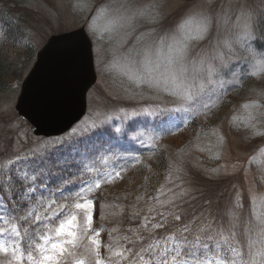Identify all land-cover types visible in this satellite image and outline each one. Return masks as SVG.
<instances>
[{
  "label": "rangeland",
  "instance_id": "rangeland-1",
  "mask_svg": "<svg viewBox=\"0 0 264 264\" xmlns=\"http://www.w3.org/2000/svg\"><path fill=\"white\" fill-rule=\"evenodd\" d=\"M0 5L9 12L12 22L21 21L27 36L19 45L15 36L5 40L0 27V44L5 48L7 45L11 56L20 59L18 78H12L10 85L0 90V162L27 157L23 162L26 170L42 172L36 182V195L40 194L38 190L46 191L45 197L57 188L56 184L49 188L52 179L72 181L60 182V188L68 192L91 181L98 173L82 171L84 164L106 173H111L113 167L123 168L119 177L101 183L87 198L95 205L94 229L102 222L116 234L113 239L133 236L129 230L139 229L138 235L147 239L134 250L152 237L162 239L173 231L171 224L175 222L171 217L168 228L152 229L151 235L140 226L147 217L151 229L152 224L162 222L158 213L167 214V206L162 207L153 198L164 201L181 190L188 193L176 202L185 212L183 222L198 218L197 225L211 223L228 235L232 228L245 252L249 236L257 241L253 253L262 247L258 233L264 226L257 216H264V74L242 75L235 84L222 86L220 76H213L209 83L207 68L211 64L224 72L219 59L222 55L231 68L250 73L254 59L245 51L249 44L257 58L264 57V40H260L262 33L258 31L264 17V0H0ZM210 12L212 25L203 38H198L196 21L182 31L178 28L188 17ZM242 12L251 15L253 33L245 49L236 43L243 23L236 18ZM81 26L92 38L98 74L88 92L87 112L61 135H37L16 109L22 82L51 35ZM226 43H231V50ZM170 45L185 46L176 67L183 66L182 79L192 86L196 110L191 115L174 111L178 101L169 95L172 85H166L161 75L168 65ZM146 58L152 68L159 65L151 74L160 80L159 86L138 84L126 74L133 70L148 79L144 71ZM222 78L232 79L227 72ZM202 101L210 103L211 109H202ZM144 109L153 114H145ZM133 112L141 114L132 116ZM184 119L186 125L181 124ZM178 124L180 127H176ZM162 155L166 167L159 174L157 158ZM101 157L108 162L101 161ZM69 171H73L72 177ZM6 179L0 175V183ZM237 193L241 207L236 206ZM26 210L17 215L23 216ZM229 211L235 213L234 219ZM0 227L11 229L13 223H0ZM196 234L194 227L193 239ZM208 234L211 229L204 233ZM11 239L8 231L0 236L9 247ZM207 243L214 247L212 242ZM0 261L15 264L10 253L0 255Z\"/></svg>",
  "mask_w": 264,
  "mask_h": 264
},
{
  "label": "snow or ice",
  "instance_id": "snow-or-ice-1",
  "mask_svg": "<svg viewBox=\"0 0 264 264\" xmlns=\"http://www.w3.org/2000/svg\"><path fill=\"white\" fill-rule=\"evenodd\" d=\"M236 19L243 21L240 24L241 31L237 35L236 43L245 49V44L253 39L251 15L242 12ZM193 21H196L198 25V38H203L211 28L212 14L210 12L209 15L188 17L178 25V28L182 31ZM261 22L264 23V19ZM225 46L229 50L232 49L231 43H226ZM184 50L185 46H169L168 65L161 75L166 85L168 83L172 85L169 95L178 101L174 111L191 115L196 110L193 106L192 86L186 84L182 79L185 71L183 66L176 67ZM245 51L254 59L250 73L231 68L221 55L219 57L221 68L232 79L224 80L222 78L224 72L209 64L207 68L209 83L213 82L211 79L213 76H220V84L223 86L235 84L242 75L259 77L264 74V57L257 58L255 50L250 44ZM171 53H175V56H172ZM151 64L152 62L146 58L144 71L148 74V79L133 70H129L126 74L130 80L138 84L149 83L151 86H159L160 80L151 77L152 72L158 70L159 65L154 69ZM202 93L203 84L200 85V94ZM200 107L210 110L212 105L202 101ZM144 113L153 114L147 109H144ZM140 114L133 112L131 115L138 116ZM181 124L186 125L187 119L181 120ZM176 127H180V124ZM116 131L120 132L121 130L117 128ZM100 159L104 163L108 162L106 157ZM26 160L27 157L17 156L0 162V175L7 177L4 182L0 183V223L4 225L13 223L11 229L0 227V236L8 231L12 237L10 247L0 240V255L10 253L15 264H25V261L27 264H213V261L215 264H264V227L258 233L262 247L253 253L252 249L257 241L252 240L249 236L247 252H245L241 241L237 239V233L232 228L229 229L231 235H228L225 234L223 228L214 229L211 223L206 226L197 225L198 218L183 222L185 212L179 209V204L176 203L179 200H184V197L188 195L183 190L173 193L169 199L164 201H160L159 197L153 198L162 207L167 206V214L158 213L162 222L152 224L151 229L148 228L150 221L147 217L140 226L151 235L152 229L168 228L170 226L169 217H171V221L175 222L171 224L173 231L165 234L162 239L152 237L149 242L141 244L134 250L140 241L147 238L138 235L139 229H130L133 236L124 235L113 239L109 233V241L103 243L99 237L104 229L103 227L96 229L92 227L95 205L91 199L87 198V195L94 188H99L101 183H108L114 177H119L124 169L117 170L113 167L111 173H106V170L84 164L82 171L98 173L91 181H84L82 186L75 191H69L68 195H65V189L57 186L55 193L45 197L43 192L36 196V182L40 179L42 172L26 170L23 166V162ZM61 183L67 184L72 181L64 180ZM45 187L47 186L45 185ZM8 193H12V195L8 196ZM17 200L19 203H13ZM236 206L241 207L239 193L236 197ZM25 208L27 210L23 216L17 215ZM228 215L235 218V213L232 211H229ZM257 221L264 226V216H257ZM194 227L198 234L193 239ZM209 229H211V234L204 235ZM112 231L117 230L113 229ZM85 241L87 242L85 243ZM207 242H212L214 247L210 248ZM126 245H133V247ZM102 248L105 254H102ZM258 257L261 258L259 262ZM0 264L3 262L0 261Z\"/></svg>",
  "mask_w": 264,
  "mask_h": 264
},
{
  "label": "water",
  "instance_id": "water-1",
  "mask_svg": "<svg viewBox=\"0 0 264 264\" xmlns=\"http://www.w3.org/2000/svg\"><path fill=\"white\" fill-rule=\"evenodd\" d=\"M96 81L93 43L85 26L53 34L22 82L16 109L35 134H63L85 115L87 94Z\"/></svg>",
  "mask_w": 264,
  "mask_h": 264
},
{
  "label": "trees",
  "instance_id": "trees-1",
  "mask_svg": "<svg viewBox=\"0 0 264 264\" xmlns=\"http://www.w3.org/2000/svg\"><path fill=\"white\" fill-rule=\"evenodd\" d=\"M9 12L5 9H3V6L0 5V27L3 33V36L5 38V40H10V38H14V36L16 37V41L17 44L22 45L20 43L21 40H26L27 36L25 35V31L22 28L21 25V21L18 22L17 24L12 22L11 20V16L8 14ZM264 19V17H263ZM22 20V19H21ZM23 21V20H22ZM262 19H260L259 23H258V31L260 33H262V35L260 36V40L261 38H263L264 40V23L261 22ZM12 36V37H11ZM24 46L28 47V45L26 44V42H24ZM5 45L0 44V90H4L6 87H8L10 85V81H12V78H18V74H17V70L19 69V62L20 59L16 58L15 55L11 56L12 51H10L9 47L6 45V48L4 47ZM14 54V53H13ZM158 150V149H157ZM158 161V165L159 167L157 168L159 171H156L157 173H162L165 170V158L164 155H162L161 157L157 158ZM67 167V166H66ZM54 169V167L52 168ZM66 169V168H64ZM70 173V171H69ZM73 176V171L72 173L69 174V177ZM61 180L59 181H53L50 180L49 183V188H53V184H56L57 186L61 187L63 185L60 184ZM158 190V189H157ZM41 193V190H38ZM44 194H46L47 192L42 191ZM68 193V190H65V193ZM37 195H40L39 193H37ZM36 195V196H37ZM11 206V205H9ZM100 212H97V215H99ZM99 218V216H98ZM97 220V218H95ZM97 222V221H96ZM172 222H170L171 224ZM98 228L103 227V223L100 222L97 225ZM104 231H102L100 233L101 236V240L104 242H108L109 241V233H111V237L113 238L116 234L112 233L108 228L106 229V227H103ZM104 251V250H103Z\"/></svg>",
  "mask_w": 264,
  "mask_h": 264
}]
</instances>
